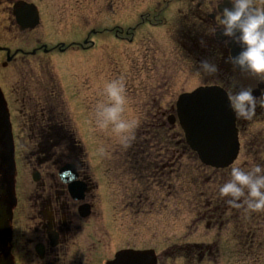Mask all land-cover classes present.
<instances>
[{"label": "flooded vegetation", "instance_id": "obj_1", "mask_svg": "<svg viewBox=\"0 0 264 264\" xmlns=\"http://www.w3.org/2000/svg\"><path fill=\"white\" fill-rule=\"evenodd\" d=\"M62 1L55 0L53 4L59 7ZM21 2L37 6L33 8L35 12L31 9L23 14L29 24L38 20L34 27L21 29L17 23L15 10H19L17 4ZM41 2L46 5L49 0H0V36L15 32V27L22 35L0 39V188L3 192L0 199L10 213L6 246L0 254L7 263L112 264L118 253L131 251L140 259L120 264H168L170 258L178 257L184 264H203L206 259L217 261L216 256L222 255L219 244L233 237L232 229L242 250L254 257L256 252L264 250V212L248 215L242 208H233L217 197V186L228 179L232 165L211 172L201 165H192L190 151L183 140H174L175 125L171 123L174 103L169 100L163 106L162 95H158L157 112L152 114L151 123L147 125L150 128L140 141L134 140L127 149L119 148L117 155L107 162L114 169L113 175L105 179L110 181L108 188L94 171V162L78 139L76 115L73 119L68 112H55L47 102L55 95L54 89L47 88L48 98L45 97L41 108L35 110L24 104L18 108L19 112L14 109L15 92L31 91L39 70L53 65L52 60V63L46 60L47 56L62 52L60 33L54 34V40L46 36L47 16L49 21L59 19L60 22L61 13L51 4L43 8ZM223 7L224 4H217L215 0H168L169 10L180 17L178 30L183 35L180 44L188 62L198 68L200 60L208 59L218 66L219 71L214 76L199 72L203 84L220 85L227 93L251 87L253 94L259 97L264 93V82L234 70L227 62L233 50L239 51L238 45L226 43L219 32L210 34ZM39 28L44 29L42 34L36 33ZM7 68L14 72L12 77L3 78L2 71ZM25 83L30 86L25 87ZM256 112L251 121L237 119L241 144L250 126L257 131V134L250 132L244 140L241 160L245 164L249 161L264 163V109L257 107ZM158 132L163 140H153L152 135ZM176 144L181 149H175ZM181 180L184 183L177 184L176 188V181ZM100 203H106L107 218L108 214L109 218L110 214L114 218L115 238L123 242L125 227L135 226L132 222L126 226L124 217L119 215L121 210L147 233L153 225L152 216L158 213V218L161 212L170 217L173 206L183 211L186 216L183 218L194 215L191 224L198 226L188 232L189 236L196 233L199 237L214 229V238L207 243L194 239L175 242L171 236H166L159 245H155L156 242L147 247L126 245L113 255H101L95 253L94 238L96 205ZM201 223L205 226L199 228ZM165 224L169 226L167 220ZM231 224L234 227L228 226ZM140 236L144 240L141 245L150 241L143 233ZM187 256L190 261L185 262Z\"/></svg>", "mask_w": 264, "mask_h": 264}, {"label": "rangeland", "instance_id": "obj_2", "mask_svg": "<svg viewBox=\"0 0 264 264\" xmlns=\"http://www.w3.org/2000/svg\"><path fill=\"white\" fill-rule=\"evenodd\" d=\"M63 1L66 3L59 4V7L54 6L55 0H49V3H47L48 5L51 4L56 12H60L62 18L60 22L59 19H54L52 22L49 21L47 16L46 36L48 40H54V34L59 32L62 42L69 44L72 41L83 42L92 28L117 25L125 28L134 26L139 21L140 14L149 8H153L152 3L156 0H84L83 4H75L69 0ZM108 4L111 5L108 6ZM46 5L42 4L43 8ZM112 9L114 14H111ZM45 12H47L46 8ZM162 18L165 20L163 25L151 26L146 24L140 26L133 43H129L127 40L125 42L121 41L114 33L95 34L90 36L95 41L94 46L87 49L72 47L63 53H53L50 58L54 61V67L49 66L48 69L39 70L41 72H39L38 77L35 81H32L31 91L27 92L20 89L12 96L13 107L17 112H19L18 108H22L24 104H29L32 109L36 110L41 108L42 98L44 100L45 97L48 98L45 95L48 92L47 88L54 89L55 95L47 102L55 109V112H68L73 119L77 114L78 139L81 141L88 157L92 158L94 171L101 181L108 179V175H113L114 169L109 167L107 162L113 159V153L121 148L106 133L94 131L91 123L94 105L98 99H103L98 93L105 80L118 76L124 78L128 97L125 116L127 118H138L139 121L147 115V112L155 111L156 107L154 105L159 102L161 95L160 98H165L163 100V106H165L167 101L176 100L179 92L183 91L181 88L189 90L200 83L196 74L197 68L190 67L188 63L178 58L177 60L172 59V48L175 46L172 43L178 45L180 39L177 30H174L178 25L177 15L174 13L169 15L168 13L163 14ZM43 31L44 29L39 28L36 33L42 34ZM16 34L22 36L18 33L17 27H15V32H7L6 36L2 34L0 39H12ZM144 54L147 55V63L141 67V62H143V58L145 59ZM47 60L51 63L49 59ZM137 62L139 64L133 67ZM2 72L3 78H9L12 77L14 70L7 68ZM173 78L177 81H171ZM24 85L25 87L30 86L28 83ZM15 87H18V84ZM169 87L170 91L168 90ZM100 144H103L106 148L104 154L97 151ZM109 183V180L103 182L106 188H108ZM103 196L106 199V189L104 188ZM118 196L120 197V194ZM107 200L111 204L110 199ZM105 204L96 205L94 218V238L95 247L97 248L95 253H101V255L104 253L113 255L114 252L126 245L147 247L152 246L155 242V245H157L166 236H171L175 242L194 239L198 242L207 243L213 241L214 238V229L211 230V234L206 232L196 237V233H194L189 236L188 232L198 226V224L193 226L191 224L194 215L183 218L186 217L183 211L176 209L177 206H173L170 217L165 213H163V216L161 212L158 218V213L152 216L153 225H150L151 227L147 233L142 225H136L132 217L121 210L119 215L124 217L126 226L131 225V222L135 226L132 229L125 227L126 239L123 242L121 238L119 240L115 238L114 218L112 214H110V218L108 214L107 218ZM166 220L169 222V226L165 224ZM103 224L106 225V229ZM202 226H205V224L201 223L199 228H202ZM228 226L234 227L232 224ZM141 233L150 237L148 239L150 241L144 245H141L144 242L140 236ZM232 236L228 242L224 241L220 244V248L224 251L222 253L226 256L224 258L221 254L216 256L218 264L233 263L232 254L227 253L232 248V253H234L238 247L233 229ZM239 255L240 253L237 254L238 261L241 260ZM263 255L264 252L259 256L260 259L259 257L256 258L260 260L259 264H264ZM189 256L185 258V262L186 259L190 261ZM178 258H170L168 264H184L183 259ZM253 258L255 257L251 256L250 259L244 257V260H250V264H257L254 263ZM241 264L248 263L243 261Z\"/></svg>", "mask_w": 264, "mask_h": 264}, {"label": "clouds", "instance_id": "obj_3", "mask_svg": "<svg viewBox=\"0 0 264 264\" xmlns=\"http://www.w3.org/2000/svg\"><path fill=\"white\" fill-rule=\"evenodd\" d=\"M224 4L220 8L211 35L217 32L225 42L238 45L239 51L230 55L227 62L234 70L246 72L264 82V0H215ZM203 41L201 44L203 45ZM198 71L214 76L219 69L208 59L198 62ZM92 113L94 131L106 133L122 148L127 149L136 137L138 118H127L128 107L126 83L122 76L107 79L98 93ZM228 106L238 120L251 121L257 107L264 109V93L259 97L251 87H241L227 94ZM97 151L104 154L106 148L98 145ZM228 179L219 184L216 195L227 205L243 209L245 214L264 212V163L247 164L238 159L227 173Z\"/></svg>", "mask_w": 264, "mask_h": 264}, {"label": "water", "instance_id": "obj_4", "mask_svg": "<svg viewBox=\"0 0 264 264\" xmlns=\"http://www.w3.org/2000/svg\"><path fill=\"white\" fill-rule=\"evenodd\" d=\"M18 20L24 23L20 14ZM177 105L188 143L202 161L217 167L231 163L237 155L239 142L235 117L228 106L226 92L216 86L199 87L181 95ZM8 219L7 206L0 202V250L9 229ZM135 258L140 259L139 256ZM1 264L6 263L2 261Z\"/></svg>", "mask_w": 264, "mask_h": 264}]
</instances>
